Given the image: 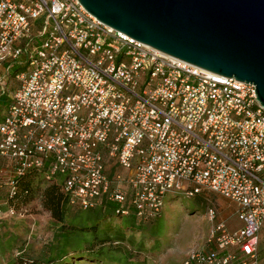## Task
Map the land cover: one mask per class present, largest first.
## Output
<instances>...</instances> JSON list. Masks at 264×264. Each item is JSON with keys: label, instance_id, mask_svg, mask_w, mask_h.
Here are the masks:
<instances>
[{"label": "built area", "instance_id": "2783aa9c", "mask_svg": "<svg viewBox=\"0 0 264 264\" xmlns=\"http://www.w3.org/2000/svg\"><path fill=\"white\" fill-rule=\"evenodd\" d=\"M13 68L0 120L10 178L44 170L70 205L116 202L146 220L166 194L219 193L242 225L216 222L213 247L182 264H264V105L253 83L130 37L79 0H0V87Z\"/></svg>", "mask_w": 264, "mask_h": 264}, {"label": "rangeland", "instance_id": "374dc122", "mask_svg": "<svg viewBox=\"0 0 264 264\" xmlns=\"http://www.w3.org/2000/svg\"><path fill=\"white\" fill-rule=\"evenodd\" d=\"M14 69L9 73L7 85L0 87V120L4 117L10 92L16 85ZM1 165L5 168L0 167V264H17L21 255L25 258L24 262L35 260L37 264H45L50 256L57 254V247L66 241L58 233L62 223L57 222L42 203L41 194L48 182L43 179L36 182L39 185L35 186L32 200L17 209L13 208L8 201L10 186L7 185L13 169L7 160H2ZM117 169L122 173L128 171L120 165ZM55 179L60 180V177L56 176ZM179 196L173 198L166 194L161 215L146 224L136 220V225L131 226L124 217L115 214L101 218L96 234L109 239L97 246L104 247L105 257L71 255V261L67 264H182L189 250L213 247L210 236L216 222L229 220L239 224L235 214L237 203L219 193L204 191L194 197ZM210 208L215 211L214 219L209 216ZM80 212L68 205L65 217L67 225L63 232L69 233L71 243L94 239L92 231L78 233L72 227H66L82 222L87 225L93 223L85 219L86 211ZM263 228L260 230L261 254H264Z\"/></svg>", "mask_w": 264, "mask_h": 264}, {"label": "water", "instance_id": "95a60500", "mask_svg": "<svg viewBox=\"0 0 264 264\" xmlns=\"http://www.w3.org/2000/svg\"><path fill=\"white\" fill-rule=\"evenodd\" d=\"M103 23L168 55L251 82L264 105V0H79Z\"/></svg>", "mask_w": 264, "mask_h": 264}, {"label": "trees", "instance_id": "16d2710c", "mask_svg": "<svg viewBox=\"0 0 264 264\" xmlns=\"http://www.w3.org/2000/svg\"><path fill=\"white\" fill-rule=\"evenodd\" d=\"M16 68L13 70L15 73ZM41 179L48 182V185L43 188L42 196V203L43 206L51 213L52 217L57 221L62 223V227L60 228L59 232L61 236H64L66 241L60 247H57V254L50 256L45 264H67L71 261V255L74 257L77 256H89L95 258H103L105 253L103 252V246H97L98 243H102L105 239L109 238H102L97 234L98 228V221L101 218H104L107 215L115 214L118 216H122L125 219V222L131 226H135L137 221H140L142 224H146L151 220H155L158 216L161 215V212L157 214V216L145 219L143 217H138L135 214V210L133 208L132 213L130 215H123L118 212L121 209V204L116 202H109L103 201L102 204L96 208L90 210H82L77 206L75 208L79 209L81 212L86 211L87 217L85 218L87 221L91 220L93 223L91 225L85 224V222L78 224H70L66 227H72L73 230H76L78 233H83L86 231L93 232V240L89 241L86 239L76 240L75 242L71 243L69 239V233L63 232L64 226L67 225L65 223V217L68 209V199L64 193L63 185L56 181L53 177L48 175L44 170H37V169H28L20 175H15L10 178L12 182L9 190L8 201L10 206L13 208H19L22 205H26L28 202L32 200L35 195V186L36 182H40ZM178 193H170V196L180 197ZM182 195V194H181ZM73 206V205H72ZM80 212V213H81ZM137 220V221H136ZM86 221V222H87ZM72 225V226H71ZM97 233V234H96ZM59 234V235H60ZM70 246V247H69ZM105 257V256H104ZM20 261L17 264H37L35 260H26L28 262H24V256L19 257Z\"/></svg>", "mask_w": 264, "mask_h": 264}, {"label": "crops", "instance_id": "0c3cea01", "mask_svg": "<svg viewBox=\"0 0 264 264\" xmlns=\"http://www.w3.org/2000/svg\"><path fill=\"white\" fill-rule=\"evenodd\" d=\"M1 163H2V160H0V167H1V169L5 168V167H3V166L1 165ZM7 185H10V183L8 182ZM235 214H236V211H235ZM236 217H237V219H238V221H239V224H238V225H237V224H233V223H231V221H229V220H224V221L227 223L228 227H229L231 230L236 229V228H238V227H240V226L242 225V221L238 218L237 214H236ZM263 227H264V225H263ZM263 229H264V228H263ZM262 236H263V231H262ZM260 239H261V235H259V258H260L261 262L264 263V254H261V253H260V252L263 250V248L260 247ZM260 254H261V255H260Z\"/></svg>", "mask_w": 264, "mask_h": 264}]
</instances>
